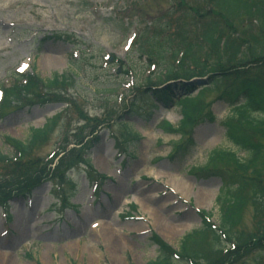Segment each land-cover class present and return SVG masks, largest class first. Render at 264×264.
Here are the masks:
<instances>
[{
    "label": "rangeland",
    "instance_id": "rangeland-1",
    "mask_svg": "<svg viewBox=\"0 0 264 264\" xmlns=\"http://www.w3.org/2000/svg\"><path fill=\"white\" fill-rule=\"evenodd\" d=\"M201 2L186 0L180 7L177 0H0V85L17 71L34 72L42 79L54 73L74 75L69 92L75 101L67 109L68 118L58 122L37 158L44 162L62 139L73 146V141L85 137L84 144L89 142L85 158L93 173L103 177L91 182L83 172L86 167L79 165L80 170L71 169L62 180V187L47 183L30 196L13 197L7 210H0V264H146L158 256L149 241L151 232L177 251L183 237L200 227L197 211L210 212L211 221L219 225L215 197L221 177L198 170L212 150H235L221 124L229 112L227 101L207 93L201 119L184 135L162 126L179 125L176 102L168 107L152 102L148 117L139 116L136 109L149 100L148 79L154 82V75L164 67L175 69L173 60H179L168 52L164 62L152 66L149 52L156 54L164 45L190 61L178 24ZM203 3L205 12L194 21L215 20V12L208 13L209 1ZM163 32L170 34L169 42L180 40L168 46ZM213 64L214 60L208 62ZM208 80L169 84L182 95V85L203 89L210 87ZM140 87L145 91L131 107ZM64 109L60 104L35 105L0 115V152H11L5 136L25 142L31 129L43 127ZM81 115L96 121L88 128ZM122 120L138 133L126 145V155L120 151L125 145L116 146L110 132L120 136ZM79 127L82 130L74 135L70 132ZM176 146L180 152H175ZM172 181L179 187L183 183L188 195L177 191ZM250 216L245 213L241 226L245 232L251 228ZM263 263L264 254L253 250L240 256L237 264Z\"/></svg>",
    "mask_w": 264,
    "mask_h": 264
},
{
    "label": "trees",
    "instance_id": "trees-1",
    "mask_svg": "<svg viewBox=\"0 0 264 264\" xmlns=\"http://www.w3.org/2000/svg\"><path fill=\"white\" fill-rule=\"evenodd\" d=\"M168 1L170 3L171 0ZM177 1L180 7L186 6V0ZM204 1H209L208 13L215 12V20L207 18L205 22L194 21L205 12ZM203 2L195 8L190 7L191 13H186L185 21L180 26L178 24V29L181 30L179 38L186 40L185 48L190 52L189 62H186L185 55L179 56L163 44L162 50H158L156 54L149 52L152 66L164 62L168 52L179 60H173L177 64L175 69L164 67L163 72L154 75L152 78L156 82L148 79L146 87L149 89L146 95L149 104L153 98L167 107L176 102L175 106L181 114L179 125L175 128L162 122V126L169 133L181 135L201 119L207 93L216 94V99L227 101L229 112L221 124L227 141L235 150H212L204 167L198 170L221 177L222 186L216 198L219 225L216 226L211 221V214L200 211L202 226L185 235L177 251L151 233L149 241L157 247L158 256L146 264H237L240 256L253 250L264 254V0ZM164 32L161 38L168 46L172 45L171 42L180 40L169 42L168 37L171 36L164 35ZM155 41L158 43L157 38ZM212 60L215 64L208 65ZM73 76L64 72L42 79L34 72H11L9 83L0 85L1 116L25 106L65 105L64 111L48 119L43 127L31 129L25 142L8 136L3 138L11 152L7 155L0 152L1 208H6L7 201L11 198L29 196L46 182L63 185L62 180L68 175L67 171L79 165L92 169L85 158V150L89 146V142L84 144L85 137L73 141L71 148L70 143L62 139L57 143L58 151L47 155L44 162L40 163L37 158L58 122L68 118L67 109L75 101V97L69 92L74 85ZM201 77L209 79L207 84L211 88L207 86L198 89L182 85L181 89L185 93L179 95L172 91L173 86L157 87L158 84L172 80L189 81ZM196 90L198 91L194 94ZM143 92L140 88L135 90L131 107H134L136 99ZM143 103L144 101L141 105ZM81 119L88 128V123L96 121L83 115ZM119 125L121 132L116 138L117 143L120 140L128 142L137 139L138 133L128 127L130 123L122 120ZM80 130L81 127L70 132L74 135ZM178 148L176 146L174 149ZM90 176L92 175L89 174ZM247 212L251 213L249 232L241 230Z\"/></svg>",
    "mask_w": 264,
    "mask_h": 264
},
{
    "label": "bare ground",
    "instance_id": "bare-ground-1",
    "mask_svg": "<svg viewBox=\"0 0 264 264\" xmlns=\"http://www.w3.org/2000/svg\"><path fill=\"white\" fill-rule=\"evenodd\" d=\"M172 182H174V181H172ZM174 184H175V186H174V188L175 189H177V191H179V192H181V194H185L186 196L188 195L186 192H185V190L184 189H182L183 188V183H182V185L179 187V186H177L176 185V183L174 182ZM198 195H200V197L202 196L200 193H198ZM197 195V196H198ZM203 196L205 197V195L203 194ZM199 197V198H200ZM146 200H148L149 198H145ZM150 200V199H149ZM88 218V216L87 215H84L83 217H82V220L85 222V219H87ZM162 226L164 227V229H166V230H170L171 231V227H170V225L169 224H165L164 223V225L162 224ZM23 235H26L27 234V231H25V230H21L20 231ZM100 235H104V233H102V234H100Z\"/></svg>",
    "mask_w": 264,
    "mask_h": 264
}]
</instances>
